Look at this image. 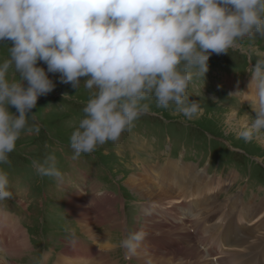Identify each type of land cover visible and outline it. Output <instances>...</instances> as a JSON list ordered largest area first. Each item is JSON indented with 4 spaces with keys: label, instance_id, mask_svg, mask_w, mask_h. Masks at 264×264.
<instances>
[{
    "label": "clouds",
    "instance_id": "obj_1",
    "mask_svg": "<svg viewBox=\"0 0 264 264\" xmlns=\"http://www.w3.org/2000/svg\"><path fill=\"white\" fill-rule=\"evenodd\" d=\"M257 36L264 37V0H0V42H12L0 63V164L10 162L22 133L39 132L27 114L56 87L48 73H59L74 89L84 78L91 90L70 137L77 159L118 141L149 111L150 98L157 107L198 117L202 108L188 93L193 69L204 76L210 55L228 54ZM256 55L248 67L254 115L237 134L245 141L264 132V53ZM36 171L62 178L54 155ZM11 197L8 173L0 170V202ZM144 238L143 229H134L119 244L134 254ZM47 257L39 251L33 264H46Z\"/></svg>",
    "mask_w": 264,
    "mask_h": 264
},
{
    "label": "rangeland",
    "instance_id": "obj_2",
    "mask_svg": "<svg viewBox=\"0 0 264 264\" xmlns=\"http://www.w3.org/2000/svg\"><path fill=\"white\" fill-rule=\"evenodd\" d=\"M240 43L239 49H230L228 54L210 55L204 76L193 69L188 93L189 100L199 101L202 108L198 117L189 119L174 111V107H157L155 99L150 98L147 101L149 111L122 133L118 141L106 142L98 146L95 152L81 154L77 159H72L74 153L70 147V137L84 116L83 107L91 96V90L84 87V78H80V86L74 89L70 83L60 82L59 73H48L56 87L49 94L40 96L36 107L27 114L33 115L29 125L38 126L39 132L22 133L16 150L9 156L10 162L0 164V170L8 173L13 193V197L0 202V207L19 222L29 244L19 257H8L14 262L8 264H33V258L39 251L48 254L46 264H54L67 242L73 243L78 239L86 242L85 246L90 245L75 219L76 211L71 213L67 208L68 196L77 192H82L87 199L106 192L116 197V210L123 221L122 226L116 225L110 233L112 244L116 246L112 255L119 264H137L133 258H129L119 242L124 234L143 225L140 211L145 199L137 189L139 183L142 188L149 186L143 177L150 178L158 186L160 184L155 177L143 173V164L162 167L168 163L172 166L183 165L184 168L189 166L191 171L194 169L192 174L187 175L182 187L187 189V186L195 183L205 187L201 192L192 191L193 199L200 200V203L208 200L209 208L204 211L211 214H203V217L210 218L212 226L223 218L235 219L248 227L258 219H264V132L256 134L251 141L237 135L244 126L242 123H250L254 115L255 98L242 95L243 84L251 79L248 73L249 58L254 63L258 58L256 53H264V37L245 38ZM11 46L10 40L0 42V63L9 58L8 47ZM37 65L47 71L43 61H38ZM10 78L19 79V76L10 70ZM64 94L67 96L64 97ZM9 111L18 115L14 106H9ZM244 118L247 120H241ZM49 155L55 156L56 167L62 173L60 180L41 176L36 171L37 163H42ZM181 201L190 200L185 195L174 200L179 204ZM239 201L241 206L235 205ZM85 206H89V202L85 201ZM250 207L258 210L255 212L257 215L246 213L248 218L239 219L240 211L250 210ZM96 212L97 209L92 211L93 218ZM171 212H176L180 217L184 214L180 205ZM110 224L107 222L97 229L105 233V227ZM225 225L229 228L227 222ZM188 227L192 231L190 224ZM208 230L214 237L221 234L224 227L219 231L216 227ZM258 231L264 232V227ZM175 233L176 242L181 243L185 239L178 235L187 233V229L184 227ZM207 236L199 234L198 240ZM211 243L220 246V249L215 248V253L208 258L217 257L216 253L220 256L222 251L229 248L224 241ZM182 244L176 247L187 246ZM202 245L205 246L204 243ZM202 245L198 244L200 250L205 249ZM2 254L5 255L4 252ZM218 259L209 262L217 264Z\"/></svg>",
    "mask_w": 264,
    "mask_h": 264
},
{
    "label": "bare ground",
    "instance_id": "obj_3",
    "mask_svg": "<svg viewBox=\"0 0 264 264\" xmlns=\"http://www.w3.org/2000/svg\"><path fill=\"white\" fill-rule=\"evenodd\" d=\"M250 81L251 79L244 82L242 95L254 98L255 89ZM234 88L240 90L238 86ZM241 120L246 121L247 119ZM143 165L145 169L143 173L145 172L155 177L158 180V184L159 182L160 184L158 186L154 181L152 183L150 178L142 175L143 181L147 182L149 186L142 188L143 186L139 183V188L136 187L141 191L140 194L145 199L140 211L143 217V225L138 227V229H143L147 236L145 235L136 253L129 254L126 252L130 259L133 258L137 264H214L209 262V260L217 258H219L217 264H264V232L261 231L260 233L258 231L264 227V219H258L253 226L248 227L242 223H237L235 219L223 218L218 221V224L212 226L210 218L207 216L203 217V214L210 213L204 211V209L208 210L207 208H209L208 200L200 203V200L194 201L193 199L192 191L201 192L205 190V187L199 183L187 186V189L182 187V183L187 180V175L192 174L194 169L191 171L189 166L184 168L182 167L183 165L172 166L168 163L163 164L162 167L159 165ZM136 175L138 174L136 173ZM150 184L152 185L150 186ZM210 187L211 185H209ZM106 193L91 196L89 199L82 192L68 196L67 208L71 213L76 211L75 219L79 223L82 232L88 237L90 245L85 246L86 242L78 239L74 240L73 243L67 242L62 252L56 257L54 264H119L118 260L112 255L116 246L112 244L110 233L116 225L122 226L123 217L117 213L116 197ZM182 195L188 197L190 201H181V204L174 202L176 198ZM166 200L169 201L165 202ZM85 201L89 202V206H85ZM179 205L184 210L182 217L176 215V212L180 213L179 209L176 212H171V210L178 208ZM235 205L241 206L240 201ZM214 207L216 206L214 205ZM218 207L220 208L221 206ZM95 209H97L96 217L93 218L91 213ZM257 211L254 207H250V210H245L244 212L240 211L241 217L239 219L248 218V216H245L246 213L256 216L255 212ZM118 221L120 223H117ZM232 221H235V223ZM107 222L111 224L109 227H105V233H100L97 229L98 226L105 225ZM225 222L228 223L230 229L226 228ZM189 224L192 231H189ZM232 226L235 228H232ZM184 227L187 229V233H179L181 235L178 236L183 237L185 240L177 243L175 240L177 237L173 235H176V230L181 231ZM214 227L218 231L224 227V230L221 234H215L213 237V234L208 229ZM199 234H208V236L205 239L198 240ZM193 239H196V241H192ZM217 240L224 241V245L229 248L226 251H222L220 256L218 255L219 253H216L217 257L208 258L215 253V248L220 249V246H215V243H211V241ZM26 241L24 230L19 222L10 213L3 212L0 207V264L14 263L8 257H19L29 247L28 241ZM182 243L187 246L176 247L177 244ZM198 244L205 249L200 250Z\"/></svg>",
    "mask_w": 264,
    "mask_h": 264
}]
</instances>
